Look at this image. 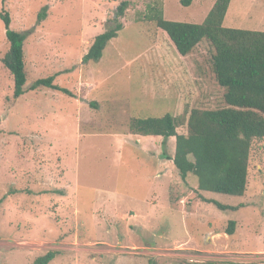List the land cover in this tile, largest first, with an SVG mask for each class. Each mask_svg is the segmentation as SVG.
<instances>
[{"label":"rangeland","instance_id":"rangeland-1","mask_svg":"<svg viewBox=\"0 0 264 264\" xmlns=\"http://www.w3.org/2000/svg\"><path fill=\"white\" fill-rule=\"evenodd\" d=\"M123 1V29L100 61L84 64ZM183 1L0 0L11 29L27 33L25 88L55 75L76 97L44 87L14 97L0 19V264H33L48 252L56 254L49 264H264V140L252 144L238 197L199 190L197 177L184 182L171 163L155 178L159 169L139 147L156 152L153 141L164 151L170 140L173 154L174 138L137 146V137L122 136L132 118L224 106L208 43L184 58L149 20L155 9L201 24L215 2ZM224 26L264 32V0H232ZM178 132L187 134L186 125Z\"/></svg>","mask_w":264,"mask_h":264},{"label":"trees","instance_id":"trees-1","mask_svg":"<svg viewBox=\"0 0 264 264\" xmlns=\"http://www.w3.org/2000/svg\"><path fill=\"white\" fill-rule=\"evenodd\" d=\"M192 0H184L186 6ZM232 0H215L201 24L166 20L160 11L152 9L149 17L163 30L183 56H192L202 43L210 46V72L217 85L224 90V106L217 109L192 108L180 117L165 115L161 118L130 119L128 134L142 137L175 138L174 156L167 154L166 141L163 157L172 160L180 178L186 182L190 175L197 177L201 191L244 196L248 187L249 161L252 144L264 140V32L227 28L224 21ZM129 2L123 1L113 19V25L98 35L83 63L98 62L109 42L123 29ZM46 10V8H44ZM10 48L2 63L14 78V97L41 87L76 98L67 88L55 84L56 76L36 80L28 89L24 44L27 33L11 29L8 12L0 11ZM186 125L187 134L178 128ZM223 211L236 207L208 200ZM2 201H0V204ZM235 221H230L226 233L233 235ZM56 254L48 252L33 264H49ZM149 264H157L150 261Z\"/></svg>","mask_w":264,"mask_h":264},{"label":"crops","instance_id":"crops-1","mask_svg":"<svg viewBox=\"0 0 264 264\" xmlns=\"http://www.w3.org/2000/svg\"><path fill=\"white\" fill-rule=\"evenodd\" d=\"M56 96H57V95H56ZM56 96L51 95V98H52V99H53V98H56ZM75 101L78 102V103L80 102L79 99H78V100L75 99ZM80 104H81V103H80ZM81 105H82V104H81ZM80 108L82 109V107H80ZM122 136H126L127 138L130 137V141L133 140V138H136V137H137V138H138V139H137V142H136L137 146H140V145L144 142L143 140H146L145 138H154L155 141H158V140L161 139V140H162V141L160 142L161 146H162V142H163V138H162V137H158V136L142 137V136L131 135V134H122ZM169 139H170V138H169ZM174 139H175V138H174ZM124 142H125V141H124ZM169 142H170V140H167V141H166V144H167V154H168L169 156L173 157V156H174V153L171 154V153H169V151H168ZM152 143L156 144L157 147H158L156 152L147 151V150L145 149V147H142V148L139 147V149H140V151L142 152L143 155H145L146 157L152 159V162H153V164L155 165L156 169H159V172L156 173L155 178H157V179H161V178H163V177H165V176L167 175V171H166V169H167L168 163L173 164V161H172V160L165 159V158L162 156V155H163V151H162V150H159L158 142L156 143V142H153V141H152ZM125 145H126V143H123V147H124ZM123 147H122V148H123ZM133 156H134V155H133ZM137 156H138V155H137ZM157 171H158V170H157Z\"/></svg>","mask_w":264,"mask_h":264}]
</instances>
